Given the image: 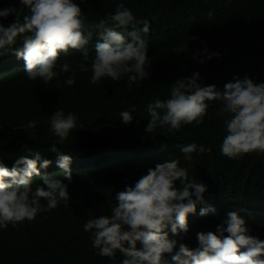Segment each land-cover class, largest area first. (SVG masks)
Instances as JSON below:
<instances>
[{
    "label": "trees",
    "instance_id": "obj_1",
    "mask_svg": "<svg viewBox=\"0 0 264 264\" xmlns=\"http://www.w3.org/2000/svg\"><path fill=\"white\" fill-rule=\"evenodd\" d=\"M75 2L89 24L107 19L120 3L136 19L150 22V31L143 37L148 44L150 78L133 83L131 88L127 76L119 81L104 78L95 85L90 83L99 39L95 33L84 50L61 53L55 69L58 75L47 85L39 78H27L22 58L11 53L0 56V161L11 170L17 158L39 151L42 159L51 162L47 168H39L38 164L41 175L60 178L68 185L70 196L68 206L61 202L55 209L38 213L32 221L0 229V264H121L125 257L118 251L114 259L98 255V249L92 248L91 232H85L83 225L88 219L111 215L110 208L119 191L134 186L149 168L168 159H178L179 166L187 169L189 179L207 187L205 203L198 204L195 213L187 217L188 231L173 236L170 226L166 229L169 237L177 240L172 254L178 251L180 243L196 249L197 233H207L206 228L213 225L217 232L218 225L227 219L222 214L189 222L200 207L221 199L264 203V154L252 152L236 159L221 154L227 132L226 117L216 115L220 101H207V115L199 126L145 132L150 121L147 104L169 99L176 79L198 71L202 78L198 83L214 84L220 90L234 76L264 82V0ZM10 7L16 8L17 14L0 18L4 26L14 23L16 18L22 23L23 17L30 14L19 0H0V10ZM21 46L22 37H18L13 47ZM205 47L220 53V58L203 64L194 61L191 57L195 50ZM177 48L187 51L177 55ZM84 51L89 55L86 60ZM65 62L70 66L67 73L60 72ZM82 63L88 71H80ZM73 70L75 84L68 86L65 80L73 76ZM133 105V120L125 126L119 113L131 111ZM56 110L78 116L77 127L63 144L50 127V116ZM192 142L209 151L193 153L192 160L186 161L181 147ZM54 144L60 152L71 156V182L63 178L57 154L50 152ZM174 183L181 189L179 180ZM41 184V177L33 178V190ZM40 203L47 207L45 200ZM254 220L246 225L248 234L264 241V216ZM136 248H142L139 241ZM172 254H165L169 261Z\"/></svg>",
    "mask_w": 264,
    "mask_h": 264
},
{
    "label": "clouds",
    "instance_id": "obj_2",
    "mask_svg": "<svg viewBox=\"0 0 264 264\" xmlns=\"http://www.w3.org/2000/svg\"><path fill=\"white\" fill-rule=\"evenodd\" d=\"M19 3L27 7L30 14L23 17L22 23L18 18L8 26L0 23V56L11 53L22 58L29 80L39 78L47 85L58 75L55 69L61 53L84 50L94 33L99 39L91 63L90 83L95 85L104 78L119 81L127 76L131 88L133 83L150 78L148 44L143 38L150 31V22L136 19L123 3L116 6L114 14L94 24L86 22L75 0H19ZM10 14L16 15L17 9L0 10V18ZM18 37H22V46L13 47ZM185 51L177 48L174 53L179 55ZM88 57L84 51L83 58ZM214 57L220 58V53L210 52L205 47L195 50L191 58L203 64ZM79 69L81 72L89 70L83 63ZM69 71L68 63L60 66V72ZM200 79L198 71L190 77L176 79L169 99L148 103L146 111L150 121L145 132L154 134L157 129L179 131L184 125L199 126L207 115V101H220L216 115L226 117L227 132L221 154L229 159L252 152L264 154V82L234 76L233 81L225 83L220 90L214 84L202 86L197 82ZM65 84H75L74 70ZM135 111L134 105L131 111H121V123L131 124V113ZM77 120L73 112L65 114L63 110H56L51 114L50 127L59 143L67 140L77 127ZM181 151L184 159L191 161L193 153H205L209 149L192 142L182 146ZM50 152L57 154V166L63 178L71 182V156L60 152L55 144ZM50 163L42 159L39 151L17 158L11 170L0 161V229L32 221L38 213L55 209L61 202L69 205L68 185L60 178L41 175L39 168H47ZM179 164L178 159L157 163L138 178L134 186H126L116 194L111 215L88 219L83 228L91 232L92 248L109 259H114L118 251L125 257L121 264H264V241L249 235L246 226L264 216V203L249 200L221 199L200 207L189 222L222 214L227 219L218 225L217 232L213 225L206 228L207 233H197L199 247L196 249L180 243L178 251L172 254L177 240L171 239L166 229L170 226L173 236L186 233L187 217L195 213L198 204L205 203L207 191L202 182L189 179L187 169ZM34 177H41L42 184L33 190ZM178 180L182 186L179 190L174 183ZM41 199L47 202L46 208L41 205ZM138 241L142 244L139 250ZM165 254H172L170 261Z\"/></svg>",
    "mask_w": 264,
    "mask_h": 264
}]
</instances>
